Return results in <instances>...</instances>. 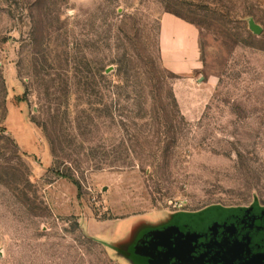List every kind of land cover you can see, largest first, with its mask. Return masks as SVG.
<instances>
[{"label":"rangeland","instance_id":"1","mask_svg":"<svg viewBox=\"0 0 264 264\" xmlns=\"http://www.w3.org/2000/svg\"><path fill=\"white\" fill-rule=\"evenodd\" d=\"M166 13L198 30L189 77L161 64ZM254 201L264 0H0V264H128L98 240Z\"/></svg>","mask_w":264,"mask_h":264},{"label":"water","instance_id":"2","mask_svg":"<svg viewBox=\"0 0 264 264\" xmlns=\"http://www.w3.org/2000/svg\"><path fill=\"white\" fill-rule=\"evenodd\" d=\"M248 28L261 31L252 18ZM98 241L128 264H264V206L215 204L156 222L141 218L124 239Z\"/></svg>","mask_w":264,"mask_h":264},{"label":"crops","instance_id":"3","mask_svg":"<svg viewBox=\"0 0 264 264\" xmlns=\"http://www.w3.org/2000/svg\"><path fill=\"white\" fill-rule=\"evenodd\" d=\"M158 46L162 66L170 72L189 77L201 66L197 28L166 13L160 19Z\"/></svg>","mask_w":264,"mask_h":264}]
</instances>
